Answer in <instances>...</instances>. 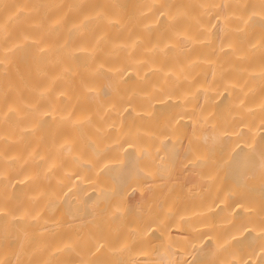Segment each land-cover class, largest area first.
<instances>
[{
  "label": "bare ground",
  "instance_id": "1",
  "mask_svg": "<svg viewBox=\"0 0 264 264\" xmlns=\"http://www.w3.org/2000/svg\"><path fill=\"white\" fill-rule=\"evenodd\" d=\"M0 264H264V0H0Z\"/></svg>",
  "mask_w": 264,
  "mask_h": 264
}]
</instances>
